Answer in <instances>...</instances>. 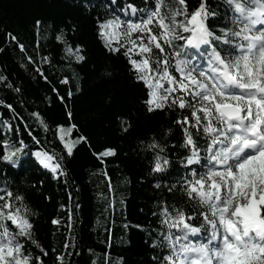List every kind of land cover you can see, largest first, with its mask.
Here are the masks:
<instances>
[{"label": "snow or ice", "instance_id": "snow-or-ice-1", "mask_svg": "<svg viewBox=\"0 0 264 264\" xmlns=\"http://www.w3.org/2000/svg\"><path fill=\"white\" fill-rule=\"evenodd\" d=\"M223 4V23L219 7L211 8L207 0L191 6L188 0H105V18L97 17V34L106 38L109 54H123L145 112L164 113L171 121L165 143L152 136L146 145L152 153L149 175L157 189L169 177L163 182L170 185L169 193H180L183 203L157 204L152 247L161 251L153 264H264V27L256 28L264 25V0ZM7 36L26 54L18 37ZM54 39L73 73L74 65L87 62L84 46L73 45L65 29ZM27 61L36 64L31 55ZM41 63L51 61L41 57ZM35 72L47 80L39 65ZM0 82L20 91L6 76L0 75ZM70 82L67 76L61 80ZM32 115L40 119L39 113ZM40 123L47 129L42 119ZM120 128L127 132L131 122L121 117ZM175 132L179 139L168 143ZM60 141L61 152L72 156L77 142L64 135ZM0 143L7 146V140ZM25 148L20 140L0 161L18 167ZM31 155L54 179L66 175L47 151ZM95 155L103 162L116 150ZM26 200L7 182L0 186V264H44L49 255L31 219L37 214ZM57 264H64L63 255H57Z\"/></svg>", "mask_w": 264, "mask_h": 264}, {"label": "trees", "instance_id": "trees-1", "mask_svg": "<svg viewBox=\"0 0 264 264\" xmlns=\"http://www.w3.org/2000/svg\"><path fill=\"white\" fill-rule=\"evenodd\" d=\"M207 3L219 7L223 23V0ZM97 17L105 18V0H0V75L20 89L0 82V139L7 140V146L0 143V155L13 151L20 140L26 145L18 167L0 161V186L7 182L13 193H23L37 214L31 219L49 253L44 264H57V255L64 256V264H153V256L161 251L152 247L157 204L183 203L180 193H169L170 185L163 182L169 177L157 189L149 175L152 153L146 145L152 136L165 143L164 130L171 121L164 113L145 112L123 54H109L106 38L97 34ZM62 28L73 45L84 46L87 62L74 65L75 73L65 67L62 46L54 39ZM7 33L18 37L26 54ZM27 55L36 64L29 63ZM41 57L51 63H41ZM37 65L47 80L35 72ZM65 76L70 83H61ZM32 113H39L40 119ZM121 117L131 122L127 132L121 131ZM61 135L77 142L72 156L61 152ZM178 139L175 132L167 142ZM106 148L115 149L116 155L102 162L95 154ZM36 151L53 155V163L61 162L66 175L54 179L35 162L31 153ZM66 251L70 255H64Z\"/></svg>", "mask_w": 264, "mask_h": 264}, {"label": "rangeland", "instance_id": "rangeland-1", "mask_svg": "<svg viewBox=\"0 0 264 264\" xmlns=\"http://www.w3.org/2000/svg\"><path fill=\"white\" fill-rule=\"evenodd\" d=\"M261 27H264V25H257L256 28L259 30Z\"/></svg>", "mask_w": 264, "mask_h": 264}]
</instances>
